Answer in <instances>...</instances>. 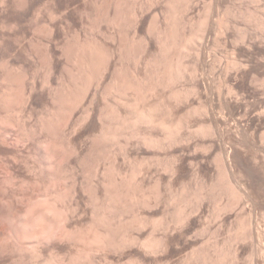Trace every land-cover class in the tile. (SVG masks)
Listing matches in <instances>:
<instances>
[{"label":"rangeland","instance_id":"obj_1","mask_svg":"<svg viewBox=\"0 0 264 264\" xmlns=\"http://www.w3.org/2000/svg\"><path fill=\"white\" fill-rule=\"evenodd\" d=\"M182 1L184 3V0H0V152L6 155L11 165L15 164L11 167L19 179L25 176L33 182L31 188H27L29 184H20L23 189L34 191L36 195L40 192L53 194L54 188L63 192L66 190L63 186L69 184L68 195L73 193L74 188L79 191L82 209L73 222L76 223L78 219L79 223L82 219L87 223L92 221L96 192L93 191L94 186L88 184L95 163L85 156L89 143L101 135L100 130L104 126L105 131L117 136L121 144L118 146H122H116V166L120 173L119 216L122 215V224L118 228L119 254L108 250L109 259L125 264L126 259L133 255L138 258L137 264H207L208 261V264H264V118L260 117L264 111V50L251 51L241 39L242 33L249 28L251 31H264V0H195L192 9L189 8L190 12H184L180 7L174 16L176 26L173 30L178 45L186 46L180 62L175 54L176 49L171 46L174 42L170 41L173 43L169 45L166 32L172 28L169 26L172 17L169 8L173 5L170 4L176 2L178 5L180 2V6ZM210 3H215L212 4L213 9H209ZM207 11L211 16L210 23L214 25L211 26L210 36L207 35L200 47L196 31L204 25ZM117 13H121V20ZM136 13L140 15L138 26H135ZM188 21L192 22L184 33V25ZM136 31L138 35H135ZM180 35L187 36V40L183 37L184 42ZM198 48H204L201 54ZM99 56L103 57L100 59ZM235 61L240 64L239 69L234 66ZM168 62L169 65L174 62L175 69L180 65L179 68H184L186 75L180 79L175 77L173 71L166 69L169 68ZM195 66L199 67L198 75L192 74L191 67L194 69ZM97 74L102 75L101 78ZM229 89L236 93L233 92L227 102L221 103L219 94L223 92L225 96ZM141 93L145 96H142L143 99ZM145 106L151 107L154 117L158 116L155 117L158 121L154 123V120L153 125L137 119L139 107L142 109ZM162 120L164 124L167 123V128L160 125ZM211 123L217 128L216 135L204 133V127ZM160 126L169 130H163ZM7 134L10 138L6 137ZM3 136L6 137L4 141ZM5 141L10 144L3 143ZM126 144L129 145L126 149L128 152L125 150ZM226 149L228 155L222 154ZM106 150V155L101 158L100 175L103 183L109 185L111 159ZM65 154H69V157ZM12 156H16V162ZM84 158H88L87 161ZM224 163L232 180L237 182V185L234 182L237 190L244 194L240 202V194L236 195L237 199L235 195L233 197L239 192L230 191L233 186L226 180ZM39 165H43V170ZM86 174L91 175L86 177ZM73 183L77 185L74 188L71 187L75 186ZM126 185L131 186L134 195L131 232L136 241L132 246L125 241V237L131 233L128 232V215L124 206ZM235 200L239 203H235ZM105 221L107 224L108 220ZM107 225L106 228L112 227L111 224V227ZM143 241L154 246L153 251L149 246L144 247ZM158 244L159 248L156 247ZM68 256L63 258L65 264L78 263ZM104 257L100 260H104ZM105 258L108 260V257ZM28 262L25 260L24 263L32 264ZM103 262L106 264L105 260Z\"/></svg>","mask_w":264,"mask_h":264},{"label":"bare ground","instance_id":"obj_2","mask_svg":"<svg viewBox=\"0 0 264 264\" xmlns=\"http://www.w3.org/2000/svg\"><path fill=\"white\" fill-rule=\"evenodd\" d=\"M177 1V0H176ZM193 1H195V0H184V3H183V1L181 2V5L180 6H178L179 4H180V2H179V4L178 5H176L175 3L176 2H173L172 4H170V2H169V4L172 6L171 8H169V7H167V8H169V9H171L170 11H171V14H172V17L170 18L168 15V18H170L169 19V22H170V24H169V26L171 25V29H169V32L167 31L166 32V34H167V39H168V42H170V41H173L174 42V45H171L172 43L170 42L169 43V45H171L172 47H174L173 49L175 50L176 49V55L179 57L178 59L180 60V56L183 54V49L186 47L185 45H183V46H181L180 45V43H179V45L181 46V48H180V46L178 45V41L176 42L175 41V32L173 31L174 30V28H175V26H176V24H175V20L176 19H174L175 17V13H176V11L180 8V7H182L184 10V12L186 11H188V12H190L189 10L190 9H192L191 8V5L193 4ZM213 1V0H212ZM211 1V2H212ZM218 1V0H217ZM248 1V0H247ZM255 1V0H254ZM172 2V1H171ZM196 2V1H195ZM205 2V1H204ZM215 2H216V0H215ZM219 2V1H218ZM223 2V1H222ZM250 2V1H249ZM252 2V1H251ZM264 2V1H263ZM183 3V4H182ZM227 3V2H226ZM168 4V5H169ZM212 4H215V3H212ZM211 3H210V6H209V9H210V7H211V9H213V6L214 5H212ZM259 4V3H258ZM257 4V5H258ZM198 5V4H197ZM177 6H178V8H177ZM260 6H258L257 8H259ZM262 7V6H261ZM132 8H134V7H132ZM190 8V9H189ZM195 8V7H194ZM215 8V7H214ZM216 9V8H215ZM228 9V8H227ZM262 9V8H261ZM133 10V9H132ZM142 10V9H141ZM180 10V9H179ZM205 10V9H204ZM169 11V10H168ZM208 11H210V10H208ZM208 11H207V13H208ZM213 11V10H212ZM215 11V10H214ZM251 11V10H250ZM255 11V10H254ZM118 12V11H117ZM120 12V11H119ZM145 12V11H144ZM204 12V11H203ZM239 12V11H238ZM260 12V11H259ZM178 13V12H177ZM183 13V12H182ZM219 13V12H218ZM231 13H233V12H231ZM242 13V12H241ZM244 13V12H243ZM246 14H247V12H245ZM244 13V14H245ZM248 13H250L249 11H248ZM118 14V13H117ZM121 14V13H120ZM120 14H118L119 15V19L121 20V17L122 16H120ZM168 14V13H167ZM179 14H181V13H179ZM183 14H185V13H183ZM193 14H194V12H193ZM234 14V13H233ZM238 14V13H237ZM240 14V13H239ZM118 15H116L117 17H118ZM133 15V14H132ZM143 15V14H142ZM177 15V14H176ZM202 15V14H201ZM223 15V14H222ZM222 15H220V16H222ZM232 15V14H231ZM256 15V14H255ZM254 15V16H255ZM258 15V14H257ZM256 15V16H257ZM115 16V17H116ZM139 16L140 15H138L137 13L135 14V21H136V24H135V26L137 25H139ZM154 16H156V14L154 15ZM180 16V15H179ZM195 16V15H194ZM210 15H209V13L206 15V19L203 21V23H204V25H202V28L199 30V31H196V32H198V35H196V36H198L197 37V39H198V42L200 43L199 44V46L200 47H202V45H203V42H204V39L206 38L207 39V35H209L211 32H212V24L210 23V17H209ZM224 16H225V14H224ZM236 16V15H235ZM249 16H250V14H249ZM253 16V17H254ZM177 17V16H176ZM189 17H190V15H189ZM193 17V16H192ZM191 17V18H192ZM203 17V16H202ZM218 17V16H217ZM234 17V16H233ZM133 18V17H132ZM190 18V19H191ZM196 18V17H195ZM201 18V17H200ZM216 18V17H215ZM214 18V19H215ZM239 18V17H238ZM237 18V19H238ZM248 18V17H247ZM251 18H252V16H251ZM257 18V17H256ZM106 19H107V16H106ZM109 19V18H108ZM119 19L117 18V20L119 21ZM202 19V18H201ZM212 19V18H211ZM246 19V18H245ZM250 19V18H249ZM115 20V22H116V18L114 19ZM133 20V19H132ZM182 20V19H181ZM180 20V21H181ZM220 20V19H219ZM228 20V19H227ZM226 20V21H227ZM251 20V19H250ZM249 20V21H250ZM258 20V19H257ZM113 21V20H112ZM222 21V20H221ZM225 21V20H224ZM229 21V20H228ZM233 21V20H232ZM241 21H242V19H241ZM246 21H248V20H246ZM245 21V22H246ZM252 21V20H251ZM250 21V22H251ZM264 21V20H263ZM262 21V22H263ZM109 22H110V20H109ZM190 22H192V21H188L185 25H184V33H185V30H186V28H187V26H188V24H190ZM244 22V23H245ZM180 23V22H179ZM184 23V22H183ZM215 23V22H214ZM239 23V22H238ZM244 23L242 24V25H244ZM248 23V22H247ZM252 23H254V22H252ZM255 23H257V22H255ZM181 24V23H180ZM194 24V23H193ZM219 24V23H218ZM227 24V23H226ZM251 24V23H250ZM258 24H259V22H258ZM264 24V23H263ZM201 25V24H200ZM214 25V24H213ZM225 25V24H224ZM240 25V24H239ZM248 25V24H247ZM255 25V24H254ZM180 25L178 24V27H179ZM182 26V25H181ZM199 26V25H198ZM232 26V25H231ZM234 26V25H233ZM249 26V25H248ZM264 26V25H263ZM215 27V26H214ZM238 27V26H237ZM163 28V27H162ZM200 28V27H199ZM233 28V27H232ZM256 28H257V26H256ZM255 28V29H256ZM138 29V28H137ZM157 29V28H156ZM155 29V30H156ZM180 29V28H179ZM226 29V28H225ZM235 29V28H234ZM238 29H239V27H238ZM250 29V28H249ZM249 29L247 30V31H245V32H243L242 33V31H241V33H242V35H241V39H242V41H244V43L246 42L248 45H249V47H247L246 45V47L247 48H249L251 51L252 50H254V51H257V52H262L263 50H264V31H256V30H252L251 31V29H250V31H249ZM158 30V29H157ZM192 29H190V31H191ZM230 30V29H229ZM228 30V31H229ZM231 30H233V29H231ZM162 31V30H161ZM160 31V32H161ZM166 31V30H165ZM179 31H181V30H179ZM189 31V30H188ZM237 31V30H236ZM163 32H164V30H163ZM200 32V33H199ZM239 32V31H238ZM136 33H137V31H136ZM135 33V35H138V33L136 34ZM177 33V32H176ZM183 33V34H184ZM193 33H195V32H193ZM218 33V32H217ZM220 33V32H219ZM144 34V33H143ZM161 34V33H160ZM181 35H183L182 33H180ZM231 34V33H230ZM113 35V34H112ZM177 35V34H176ZM181 35H180V37H181ZM188 35V34H187ZM194 35V34H193ZM217 35V34H216ZM224 35V34H223ZM222 35V36H223ZM227 35V34H226ZM140 36V35H139ZM143 36V35H142ZM141 36V37H142ZM159 36V35H158ZM161 36V35H160ZM189 36V35H188ZM210 36V35H209ZM214 36V35H213ZM219 36H221V35H219ZM235 36V35H234ZM240 36V35H239ZM134 37V36H133ZM145 37V36H144ZM163 37H165V35H163ZM183 37H185V35L183 36ZM183 37H181V39L183 38ZM187 37V36H186ZM185 37V39L187 40V38ZM224 37V36H223ZM232 37V36H231ZM137 38V37H136ZM143 38V37H142ZM159 38V37H158ZM157 38V39H158ZM175 38V39H174ZM190 38V37H189ZM195 37H193L192 39H194ZM229 38V37H228ZM117 39V38H116ZM160 39H162V38H160ZM164 39V38H163ZM162 39V40H163ZM178 39V38H177ZM180 39V38H179ZM178 39V40H179ZM191 39V38H190ZM239 39V38H238ZM134 40H135V38H134ZM161 40V41H162ZM183 40V39H182ZM189 40V39H188ZM194 40H196V38L194 39ZM227 40V39H226ZM144 41V40H143ZM181 41V40H180ZM184 42H185V40H183ZM182 41V42H183ZM193 41V40H192ZM235 41V40H234ZM237 41V40H236ZM235 41V42H236ZM145 42V41H144ZM165 42L166 43H168L167 42V40H165ZM164 42V44L166 45V47L168 46L166 43ZM183 42V43H184ZM194 42V41H193ZM192 42V43H193ZM206 42V41H205ZM209 42V41H208ZM240 42V41H239ZM114 43H116V42H114ZM121 43V42H120ZM182 43V44H183ZM186 43L188 44V42L186 41ZM191 43V42H190ZM238 43V42H237ZM237 43H236V45H237ZM146 44V43H145ZM241 44V43H240ZM196 45H198V43L196 44ZM195 45V46H196ZM238 45H239V43H238ZM147 46V45H146ZM170 46V47H171ZM160 47V46H159ZM169 47V46H168ZM167 47V48H168ZM169 47V48H170ZM172 47H171V51H173L172 50ZM190 47V46H189ZM198 47V46H197ZM235 47V46H234ZM236 47H238V46H236ZM145 48V47H144ZM162 48V47H161ZM194 48V47H193ZM192 48V49H193ZM241 48V47H240ZM149 49V48H148ZM165 49V48H164ZM199 49V52H200V54H201V50L202 49H204V48H198ZM142 50H144L143 48H142ZM147 50V49H146ZM169 50V49H168ZM188 50V49H187ZM190 50V49H189ZM235 50V49H234ZM93 51V50H92ZM198 51V50H197ZM204 51V50H203ZM162 52V51H161ZM185 52V51H184ZM188 52V51H187ZM240 52V51H239ZM93 53H95V52H93ZM165 53V52H164ZM167 53V52H166ZM255 53V52H254ZM163 54V53H162ZM161 53H160V55H162ZM168 54V53H167ZM170 54V53H169ZM174 54V55H175ZM185 54V53H184ZM196 54V53H195ZM200 54H196L197 56H200ZM238 54V53H237ZM249 54V53H248ZM88 55V54H87ZM99 55V54H98ZM141 55V54H140ZM175 55V56H176ZM250 55V54H249ZM263 55V54H262ZM93 57H94V54L92 55ZM95 56H97V54H95ZM100 56H101V54H100ZM100 56H99V58H100ZM104 56V55H103ZM102 56V57H103ZM144 56V55H143ZM163 56H168V55H163ZM183 56H185V55H183ZM187 56V55H186ZM210 56V55H209ZM252 56V55H251ZM250 56V57H251ZM88 57V56H87ZM101 57V58H102ZM105 57V56H104ZM113 57H115L114 55H113ZM112 57V58H113ZM188 57V56H187ZM195 57V56H194ZM217 57V56H216ZM99 58H98V60H99ZM100 58V59H101ZM106 58V57H105ZM163 58V57H162ZM161 58V59H162ZM185 58V57H184ZM190 57H188V59H189ZM192 58V57H191ZM197 58V57H196ZM236 58V57H235ZM96 59V58H95ZM111 59V58H110ZM119 59V58H118ZM141 59V58H140ZM144 59V58H143ZM163 59H165V58H163ZM206 59H207V57H206ZM214 59H215V57H214ZM237 59V58H236ZM93 60V59H92ZM97 60V59H96ZM167 59H165V61H166ZM169 60H171V59H169ZM174 60V59H173ZM194 60V59H193ZM199 60V59H198ZM88 61H90L89 59H88ZM94 61V60H93ZM99 61H101V60H99ZM176 61V60H175ZM178 61V60H177ZM191 61V60H190ZM202 61V60H201ZM105 62V61H104ZM164 62V61H163ZM180 62H181V60H180ZM198 62V61H197ZM206 62V61H205ZM218 62V61H217ZM230 62V61H229ZM155 63V62H154ZM153 63V64H154ZM232 63H233V61H232ZM232 63H230V64H232ZM87 64V63H86ZM90 64H91V62H90ZM95 64V63H94ZM153 64H151V66L153 65ZM159 64V63H158ZM173 65H174V62L172 63ZM177 64V63H176ZM179 64V63H178ZM182 64V63H181ZM183 64H185V63H183ZM199 63H197L196 65H198ZM220 64V63H219ZM234 66H237V69H239L238 68V66H240V64L238 63V61H235L234 62ZM243 64V63H242ZM168 65H169V62H168ZM167 65V66H168ZM173 65H169V68H166V69H169V70H171V71H173V73L175 74V77H177V78H182V77H184V74H185V70L183 71V69L182 68H179V67H181L180 65H179V67H177L176 69L174 68L175 66H173ZM192 65V64H191ZM213 65V64H212ZM211 65V66H212ZM217 65V64H216ZM89 66V65H88ZM110 66V65H109ZM155 66H156V64H155ZM162 66V65H161ZM177 66V65H176ZM187 66H189V65H187ZM186 66V67H187ZM193 66V65H192ZM205 66V65H204ZM208 66V65H207ZM221 66V65H220ZM248 66V65H247ZM92 67V66H91ZM163 67V66H162ZM165 67V66H164ZM185 67V68H186ZM213 67H215V66H213ZM212 67V68H213ZM228 67V66H227ZM89 68V67H88ZM104 68V67H103ZM154 68V67H153ZM161 68V67H160ZM159 68V69H160ZM192 68V70H193V73L192 74H197V72H198V68H197V66H195L194 67V69H193V67H191ZM226 68V67H225ZM246 68V67H245ZM152 69V68H151ZM156 69V68H155ZM166 69L164 70V72L166 71ZM188 69H189V67H188ZM187 69V70H188ZM203 69V68H202ZM216 69V68H215ZM214 69V70H215ZM220 68H218V70H219ZM243 69V68H242ZM93 70V69H92ZM102 69H100V71H101ZM163 70V69H162ZM156 71V70H155ZM200 71V70H199ZM216 71V70H215ZM231 72H232V70H230ZM88 72V71H87ZM86 72V73H87ZM102 72V71H101ZM169 72V71H168ZM189 72V71H188ZM187 72V73H188ZM91 73V72H90ZM89 73V74H90ZM105 73V72H104ZM163 73V72H162ZM166 73V72H165ZM200 73H201V71H200ZM222 73V72H221ZM224 73V72H223ZM239 73V72H238ZM102 74V73H101ZM189 74H191V73H189ZM242 74V73H241ZM244 74V73H243ZM88 75V74H87ZM98 75V74H97ZM159 75H160V71H159ZM170 75L172 76V74L170 73ZM186 75V74H185ZM198 75V74H197ZM204 75V74H203ZM95 76V75H94ZM99 76V75H98ZM100 76H102V75H100ZM99 76V77H100ZM153 76V75H152ZM164 76V75H163ZM165 76H166V74H165ZM164 76V77H165ZM192 76H194V75H192ZM90 77V76H89ZM93 77V76H92ZM155 77V76H154ZM169 77V76H168ZM195 77H196V75H195ZM101 78V77H100ZM103 78V77H102ZM158 78H160L159 76H158ZM166 78V77H165ZM164 78V79H165ZM176 78V79H177ZM187 78V77H186ZM199 78V77H198ZM227 78V77H226ZM90 79V78H89ZM88 79V80H89ZM175 79V80H176ZM185 79V78H184ZM188 79V78H187ZM195 79V78H194ZM202 79V78H201ZM93 80H94V78H93ZM119 80V79H118ZM123 80V79H122ZM153 80H154V78H153ZM159 80V79H158ZM174 80V79H173ZM192 80H193V78H192ZM227 80V79H226ZM90 81V80H89ZM156 81V80H155ZM160 81V80H159ZM172 81V80H171ZM177 81V80H176ZM176 81L174 82V83H176ZM179 81V80H178ZM194 81V80H193ZM258 81V80H257ZM153 82V81H152ZM161 82V81H160ZM173 82V81H172ZM259 82V81H258ZM261 82V81H260ZM116 83V82H115ZM156 83V82H155ZM263 83V82H262ZM91 84V83H90ZM126 84V83H125ZM136 84H137V82H136ZM139 84V83H138ZM165 84V83H164ZM191 84V83H190ZM256 84V83H255ZM264 84V83H263ZM121 85H123V84H121ZM130 85V84H129ZM128 84H127V86H129ZM141 85H142V83H141ZM200 85V84H199ZM254 85V84H253ZM89 86H91V85H89ZM119 86V85H118ZM131 86H132V84H131ZM151 86H153V85H151ZM162 86V85H161ZM191 86V85H190ZM264 86V85H263ZM116 87V86H115ZM119 87H121V86H119ZM118 87V88H119ZM124 87V86H123ZM126 87V86H125ZM124 87V88H125ZM135 87H137V86H134V88ZM140 87H142V86H140ZM155 88H154V90L156 89V86H154ZM157 87H158V85H157ZM228 87V86H227ZM230 87V86H229ZM234 87V86H233ZM128 88V87H127ZM131 88V87H130ZM195 88V87H194ZM231 88V87H230ZM90 89V88H89ZM120 89H123V88H120ZM255 89H256V87H255ZM260 89V88H259ZM258 89V90H259ZM115 90V89H114ZM118 90V89H117ZM133 90V89H132ZM137 90V89H136ZM136 90H134V91H136ZM142 90V89H141ZM151 90V89H150ZM191 90V89H190ZM189 90V91H190ZM197 90H199V89H196V91ZM233 90H234V88H233ZM233 90H231V89H229L228 90V92H227V94L224 96L222 93H220L219 94V101L222 103V101H228V97L230 96V95H232V93L233 92H235V91H233ZM122 91V90H121ZM180 91V90H179ZM183 91V90H182ZM195 91V90H194ZM195 91V92H196ZM223 91V90H222ZM125 92V91H124ZM139 92H142V91H140L139 90ZM138 92V93H139ZM177 92H178V90H177ZM186 92H187V90H186ZM194 92V93H195ZM116 93H119V92H116ZM135 93H137V91L135 92ZM185 93V92H184ZM190 93V92H189ZM193 93V92H192ZM198 93V92H197ZM219 93V92H218ZM236 93V92H235ZM122 94V93H121ZM142 94V93H141ZM178 94V93H177ZM119 95V94H118ZM140 95V94H139ZM180 95H183V94H180ZM142 96H144L143 94L141 95V98H142ZM234 96V95H233ZM137 97V96H136ZM145 97V96H144ZM179 97V96H178ZM237 97V96H236ZM260 97V96H259ZM138 98V97H137ZM234 98V97H233ZM143 99V98H142ZM141 99V100H142ZM236 101V100H235ZM238 102V101H237ZM236 103V102H235ZM239 103H240V101H239ZM242 103V102H241ZM141 104V103H140ZM148 105V104H147ZM146 105V106H147ZM223 105V104H222ZM136 106V105H135ZM139 106V105H138ZM146 106H145V108L143 107H141L142 109H140V107H139V109H138V112H137V119H138V121L140 120V121H142L144 124L146 123H152L154 120H155V122L154 123H156V121H158V120H156L155 119V117H158V116H155L154 117V115H155V113H154V115H153V110H151V107H150V109L147 107L146 108ZM221 106V105H220ZM224 106H226V105H224ZM137 107V106H136ZM232 108V107H231ZM134 109H135V107H134ZM221 109V108H220ZM228 110H230L229 108H228ZM135 111H137V110H135ZM221 111H222V109H221ZM233 111V110H232ZM87 112V111H86ZM208 113V112H207ZM206 113V114H207ZM222 113V112H221ZM232 113V112H231ZM230 113V114H231ZM136 114V113H135ZM157 114V113H156ZM210 114V113H209ZM258 114V113H257ZM260 114V113H259ZM168 115H170V114H168ZM211 115V114H210ZM235 115V114H234ZM255 115V114H254ZM220 116V115H219ZM236 116V115H235ZM247 116V115H246ZM136 117V116H135ZM210 117V116H209ZM214 117V116H213ZM212 117V118H213ZM232 117V116H231ZM258 117V116H257ZM260 117H262V118H264V111L263 112H261V114H260ZM226 118V117H225ZM240 118V117H239ZM245 118V117H244ZM153 119V120H152ZM220 119V118H219ZM248 119V118H247ZM211 120V119H210ZM246 120V119H245ZM126 121V120H125ZM125 121H124V123H125ZM163 121V120H162ZM161 121V122H162ZM222 121V120H221ZM257 121V120H256ZM259 121V120H258ZM76 122V121H75ZM121 122V121H120ZM119 122V124H121ZM136 122H137V120H136ZM164 122L165 121H163V123L161 124L160 123V125H162V126H166V128H167V126L168 125H165V124H167V123H165L164 124ZM213 122H215V121H213ZM74 123V122H73ZM80 123V122H79ZM138 123V122H137ZM207 123V122H206ZM221 123V122H220ZM223 123V122H222ZM246 123V122H245ZM260 123V122H259ZM70 124V123H69ZM143 124V125H144ZM148 124V125H149ZM169 124V123H168ZM171 124H172V122H171ZM178 124V123H177ZM217 124V123H216ZM248 124V123H247ZM81 125V124H80ZM125 125V124H124ZM152 125H153V123H152ZM156 125V124H155ZM157 125H159V122H158V124ZM206 125V124H205ZM208 125V124H207ZM76 126V125H75ZM78 126V125H77ZM83 126V125H82ZM128 126V125H127ZM145 126V125H144ZM182 126V125H181ZM202 126V125H201ZM200 126V127H201ZM218 126V125H217ZM224 126V125H223ZM235 126V125H234ZM241 126V125H240ZM65 127H67V124H66V126ZM70 127V126H69ZM152 127V126H151ZM156 127V126H155ZM161 127V126H160ZM159 127V128H160ZM171 127V126H170ZM180 127V126H179ZM122 128V127H121ZM161 128H163V127H161ZM165 128V127H164ZM164 128H163V130H164ZM165 128V130H169V129H166ZM182 128V127H181ZM219 128V127H218ZM221 128V127H220ZM230 128V127H229ZM240 128V127H239ZM73 129H74V127H73ZM78 129V128H77ZM76 129V130H77ZM105 128H104V126L101 128V130L100 131H102V132H100V136L99 137H95V138H93L92 140H91V142L89 143L90 144V146H89V151L88 152H86V156L85 157H87L88 156V158L90 157V159L92 158V160L94 161H92V163H95V165L93 164L92 165V167L94 166V173H92L93 175L89 178V182H88V184L89 183H91V185L92 186H94V188H95V190H93V191H95L96 193V201H95V205L93 206V210H92V221L91 222H88L87 221V223L85 222V220L83 221L82 219H81V221L79 222V223H77V221H78V219H77V221H76V223H74L73 222V220H74V217H75V215H77V213H79V211L82 209L81 208V194L79 193V191H77L74 187H76L77 185H75L74 183V185L75 186H71L72 188H74V190H73V193L71 192V194H67V192H69V187L68 186H70L69 184H66V186H63L64 188L66 187V190L65 191H63V192H61L58 188H57V190H59V191H56V188H54L55 189V191H53L52 193L53 194H44V193H41L40 192V194H35V193H33L31 190H29V189H23L21 186H20V184H22V183H24L23 185L25 186V183L26 184H29L28 186L29 187H27V188H31V186L32 185H30V184H33V182L31 181V179L29 180V178L28 179H26V177L24 176V178L23 179H19V177H17V174L14 172V168H12L13 167V165H15L14 163H13V165H11L12 163H10L9 162V160H7L6 159V155H3L4 153H1L0 154V264H23L24 262H25V260H28L29 262H32V264H65V260L63 259V258H65V257H67L68 255L67 254H69V256H71V257H73V260H74V262H78V263H73V264H90V263H92V262H94L95 264H100V263H102V264H104V260H105V263L107 264V261H109L108 263H110V264H120L119 262H117L116 263V261H115V259H109V256H107V254L108 253H110L111 251L110 250H112V252H115V254H117L118 252H117V250H119L118 249V243H119V241H118V238H119V236H118V228H119V226H121L120 224H122V223H120V218H121V216H119V211H121L119 208V194H120V191H119V188H120V186H119V182H120V180H118V175L120 174H118V167L116 166L117 164V153H116V146H118V145H121L120 144V142H119V139H117L116 137H115V135L114 134H112V133H110V131L109 132H107V130L105 131L104 130ZM119 129H120V126H119ZM174 128H172L171 130H173ZM175 129H176V125H175ZM174 129V130H175ZM201 130L203 129V126H202V128H200ZM215 129H217V128H215V125L214 124H210V125H208V126H206V127H204V133L206 132V135H207V132H208V135H209V133H211V134H214V135H216L215 134V132H216V130ZM61 130H62V127H61ZM75 130V129H74ZM109 130H111V128L109 129ZM151 130V129H150ZM173 130V131H174ZM178 130V129H177ZM182 130H183V128H182ZM176 131V130H175ZM62 132H65V131H63L62 130ZM112 132V131H111ZM172 132V131H171ZM178 132V131H177ZM182 132V131H181ZM220 132V131H219ZM116 133H118V132H116ZM170 133V132H169ZM191 133V132H190ZM194 133V132H193ZM192 133V134H193ZM202 133V132H201ZM200 133V131H199V134H201ZM121 134V133H120ZM119 134V135H120ZM171 134V133H170ZM174 134V133H173ZM178 134H179V132H178ZM177 134V136H179ZM191 134V135H192ZM197 134V133H196ZM203 134V133H202ZM226 134V133H225ZM1 135V134H0ZM117 135V134H116ZM122 135V134H121ZM198 135V134H197ZM204 135V134H203ZM202 135V136H203ZM213 135V136H214ZM172 136V135H171ZM174 136V135H173ZM176 136V135H175ZM174 136V137H175ZM176 136V137H177ZM181 136V135H180ZM190 136V135H189ZM199 136V135H198ZM6 137H9L8 136V134L6 135ZM5 137V138H6ZM119 137V136H118ZM121 137V136H120ZM150 137V136H149ZM151 137H153V136H151ZM150 137V138H151ZM168 137H169V135H168ZM184 137V136H183ZM206 137V136H205ZM204 137V138H205ZM215 137H217V136H215ZM4 138V136L2 137V139ZM4 138V139H5ZM10 138V137H9ZM12 138V137H11ZM14 138V137H13ZM148 138V137H147ZM172 138V137H171ZM180 138V137H179ZM187 138V137H186ZM222 138H223V136H222ZM4 139H3V141H4ZM8 139V138H7ZM15 139V138H14ZM154 139V138H153ZM177 139V138H176ZM6 140V139H5ZM129 140V139H128ZM128 140L126 141V142H128ZM155 141H157L156 139H154ZM160 140V139H159ZM222 140V139H221ZM1 141V140H0ZM155 141L153 142V141H151V142H153V143H155ZM10 142H11V140H10ZM13 142H18V141H13ZM3 143H6V141L5 142H3ZM20 143V142H19ZM7 144V143H6ZM10 144V143H9ZM9 144H7V145H9ZM14 144V143H13ZM128 144H130V141H129V143ZM128 144H126L125 145V147H123V150H124V148H125V150L129 147V145ZM161 144V143H160ZM263 144V143H262ZM2 145V144H1ZM131 145V144H130ZM152 145V144H151ZM12 146V145H11ZM15 146V145H14ZM17 146V145H16ZM15 146V147H16ZM19 147H20V145H18ZM123 146H124V144H123ZM156 146V145H155ZM118 147H120V146H118ZM120 148H122V146L120 147ZM14 149V148H13ZM104 149H107L106 151L108 152V157L111 159V165H109V166H111L110 167V170H109V168H108V171H110L111 172V174H112V176H110V181H109V185H107V184H104L103 183V181H102V177H101V175L100 174H102L101 173V170H100V164H101V158H102V156H104ZM5 150H6V148H5ZM12 150V149H11ZM102 150H103V152H102ZM8 151V150H7ZM47 151V150H46ZM49 151H50V149H49ZM2 152H5V151H2ZM12 152V151H11ZM78 152V151H77ZM126 152H128V150H126ZM223 153L222 154H226V155H228L227 154V152H228V150L226 149L225 151H222ZM230 152V151H229ZM15 153V152H14ZM13 153V154H14ZM48 153V152H47ZM67 153V152H66ZM70 153V152H69ZM102 153H103V155H102ZM130 153V152H129ZM7 154V153H6ZM16 154V153H15ZM46 154V153H45ZM224 154V155H225ZM8 155V154H7ZM19 155V154H18ZM38 155V154H37ZM47 155V154H46ZM66 156H67V154H65ZM106 155V154H105ZM126 155V154H125ZM131 155V154H130ZM5 156V157H4ZM11 156V155H10ZM45 156V155H44ZM49 156V155H48ZM65 156V157H66ZM72 156H74V155H72ZM79 156V155H78ZM15 157V162L17 161L16 160V156H14ZM13 156H12V158H14ZM51 157V156H50ZM67 157H69V154H68V156ZM129 157V156H128ZM8 159H9V157H7ZM44 158H46V157H44ZM63 158V157H62ZM61 158V159H62ZM72 158V157H71ZM70 158V159H71ZM81 158V157H80ZM83 158V157H82ZM88 158H84L86 161H87V159ZM18 159V158H17ZM47 159V158H46ZM48 159H49V157H48ZM55 159V158H54ZM63 159H65V158H63ZM77 159H79V158H77ZM105 159V158H104ZM10 160H11V158H10ZM41 160H45V159H41ZM65 160H67V159H65ZM65 160H63V161H65ZM69 160V159H68ZM84 160V161H85ZM103 160V159H102ZM129 160V159H128ZM49 161V160H48ZM62 161V160H61ZM13 162H14V159H13ZM46 162V161H45ZM52 161H50V163H51ZM55 162V161H54ZM66 162V161H65ZM69 162V161H68ZM17 163H22L23 164V162H17ZM16 163V164H17ZM39 163V162H38ZM43 164H45L44 162H42ZM47 163V162H46ZM53 163V162H52ZM60 163V162H59ZM63 163V162H62ZM86 163V162H85ZM88 163V162H87ZM22 164H18V165H22ZM30 164H32V163H30ZM30 164H28V168H29V166H30ZM41 164V163H40ZM57 164V163H56ZM70 164V163H69ZM83 164V163H82ZM81 164V165H82ZM25 165V164H24ZM36 165V164H35ZM53 165V164H52ZM52 165H51V167H52ZM88 165V164H87ZM86 165V166H87ZM12 166V167H11ZM27 166V165H26ZM40 166V165H39ZM42 167H43V165H41ZM40 166V167H41ZM45 166L47 167V165L45 164ZM73 166V165H72ZM224 168L223 169H225L224 171V173L226 174V180L227 181H229V185H231V186H233V188H232V190H230V191H233L234 193H236V192H239L238 190H237V182H235V181H233L232 180V178H231V176H230V174H229V172L227 171V167H226V164L224 163ZM19 167V166H18ZM41 167V168H42ZM59 167V166H58ZM62 167V166H61ZM60 167V168H61ZM64 167V166H63ZM83 167V166H82ZM81 167V168H82ZM20 168V167H19ZM24 168V167H23ZM27 168V169H28ZM45 168V167H44ZM55 168V167H54ZM86 168V167H85ZM30 169V168H29ZM40 169V168H39ZM51 169V168H50ZM49 169V170H50ZM53 169V168H52ZM73 169V168H72ZM20 170V169H19ZM18 170V171H19ZM31 170V169H30ZM33 170V169H32ZM41 170V169H40ZM42 170H43V168H42ZM41 170V171H42ZM46 170V169H45ZM55 170V169H54ZM64 170V169H63ZM66 170V169H65ZM74 170V169H73ZM77 170V169H76ZM88 170H91V169H88ZM22 171V170H21ZM36 171H37V169H36ZM47 171V170H46ZM57 171V170H56ZM83 171H84V169H83ZM87 171V170H86ZM31 172V171H30ZM29 172V173H30ZM35 172V171H34ZM40 172V171H39ZM43 172V171H42ZM50 172V174H51V172H52V170L51 171H49ZM62 172V171H61ZM64 172V171H63ZM67 172V171H66ZM69 172V171H68ZM91 172H93V171H91ZM91 172H89V173H91ZM21 173V172H20ZM33 173V172H32ZM55 172H53V174H54ZM83 173H85V172H83ZM87 174H88V171L86 172ZM104 173V172H103ZM33 174H36V173H33ZM39 174V173H38ZM37 174V175H38ZM58 174H59V172H58ZM73 174V173H72ZM86 174V175H87ZM225 174H223V175H225ZM46 175H48V174H46ZM61 175V174H60ZM64 175V174H63ZM69 175V174H68ZM70 175H71V173H70ZM76 175H78V174H76ZM85 175V174H84ZM91 174H89V175H87L86 177H88V176H90ZM106 175H108L107 173H106ZM232 175V174H231ZM20 176V175H19ZM36 176V175H35ZM45 176V175H44ZM50 177V176H49ZM70 177V176H69ZM77 177V176H76ZM124 177V176H123ZM233 177H235V176H233ZM20 178H21V176H20ZM40 177H38V179H39ZM42 178V177H41ZM56 178V177H55ZM62 178V177H61ZM72 178V177H71ZM130 178V177H129ZM224 178H225V176H224ZM18 179H19V181H18ZM35 179V178H34ZM59 179V178H58ZM76 179V178H75ZM88 179V178H87ZM124 179V178H123ZM37 180V179H36ZM41 180V179H40ZM42 180H43V178H42ZM66 180H68V179H66ZM73 180V179H72ZM86 180V179H85ZM128 177H127V182H128ZM19 182L18 184L19 185H17L16 184V182ZM59 181H61L60 179H59ZM59 181H58V183H59ZM64 181V180H63ZM73 181H75V180H73ZM108 181V180H107ZM239 181V180H238ZM40 183L41 182H43V181H39ZM69 182V181H68ZM72 182V181H71ZM234 182H235V184L236 185H234ZM34 183H37V181H34ZM52 183V182H51ZM56 183V182H55ZM61 183V182H60ZM106 183V182H105ZM39 184V183H38ZM72 184V185H73ZM82 184V183H81ZM122 184V183H121ZM124 184H125V182H124ZM128 184V183H127ZM132 184V183H131ZM224 184H226V183H224ZM54 185H56V184H54ZM61 185V184H60ZM68 185V186H67ZM87 185V184H86ZM228 185V186H229ZM36 186V185H35ZM41 186V185H40ZM47 186V185H46ZM85 186V185H84ZM127 187L125 188V189H127V197H126V202H125V205L124 206H126V209H127V215H128V219H127V228H128V232H131L133 229V219H134V212H133V210H134V195H133V193L131 192V186H129V185H126ZM43 187V186H42ZM53 187H55V186H53ZM56 187H57V185H56ZM62 187V188H63ZM70 187V188H71ZM122 187V186H121ZM235 187V188H234ZM35 188V187H34ZM41 188V187H40ZM91 189H92V187H90ZM89 188V189H90ZM37 189H39V188H37ZM48 189V188H47ZM53 189V188H52ZM51 189V190H52ZM53 189V190H54ZM90 189V190H91ZM123 189V188H122ZM133 189V188H132ZM236 189V190H235ZM42 190H46V189H42ZM50 190V189H49ZM86 190V189H85ZM48 191V190H47ZM46 191V192H47ZM71 191V190H70ZM133 191V190H132ZM49 192V191H48ZM47 192V193H48ZM39 193V192H38ZM83 193V192H82ZM85 193V192H84ZM232 193V192H231ZM241 193V191L239 192V193H236V194H233V197H234V195L236 196V195H238V194H240ZM125 194V193H124ZM243 194V193H242ZM242 194H240L239 196V198H240V200H239V202L242 200L241 198H243L242 196L244 195H242ZM71 195V196H70ZM87 195V194H86ZM85 195V196H86ZM89 196H92V195H90L89 194ZM126 196V195H125ZM86 198V197H85ZM105 199H107V201L105 202ZM124 199V198H123ZM236 199H237V196H236ZM93 200H95V197H94V199ZM121 201H122V199H121ZM124 201H125V199H124ZM136 201V200H135ZM238 200H235L234 202L235 203H239V202H237ZM92 202V201H91ZM85 203V202H84ZM108 205H107V204ZM233 203V202H232ZM94 204V203H93ZM122 204H124V202H122ZM234 204V203H233ZM87 205H88V203H87ZM120 205H121V203H120ZM91 206H92V203H91ZM90 207V206H89ZM122 208V207H121ZM84 210H86V208L84 209ZM123 210H124V208H123ZM82 213H84V212H82ZM82 213H80L82 216H84ZM87 213V212H86ZM184 213H185V211H184ZM188 214H190L191 215V213H188ZM86 215V214H85ZM90 215V214H89ZM82 216H80V218L82 217ZM77 217V216H76ZM90 217V216H89ZM186 217H188V216H186ZM78 218V217H77ZM87 219V218H86ZM105 219L106 220H108V225L106 224V221H105ZM185 219V218H184ZM76 220V219H75ZM122 222V221H121ZM111 224V226H109ZM253 224V223H252ZM105 225H107V227L109 226V227H111L110 229L109 228H106V226ZM249 227V226H248ZM249 228H251V227H249ZM253 228V227H252ZM251 228V229H252ZM130 230V231H129ZM249 230V229H248ZM254 231V230H253ZM127 232V233H128ZM249 233H253V232H249ZM254 234V233H253ZM249 235V234H248ZM251 237H253V236H251ZM126 238V240L125 241H127V244L129 245V246H132L133 244H134V240L136 241V239H134L135 237H133V235H132V232L129 234V235H127V237H125ZM120 239V238H119ZM147 242V241H146ZM145 242L143 241V246L144 247H148L149 246V244H147V243H145ZM149 243V242H148ZM156 243V242H155ZM158 243V242H157ZM147 244V245H146ZM152 244V243H151ZM160 244V243H159ZM159 244L156 246L157 248H159L158 246H159ZM162 244V243H161ZM142 245V244H141ZM163 245V244H162ZM126 246V245H125ZM161 246V245H160ZM127 247V246H126ZM150 247V249H152V251H153V249L155 248L154 246H152V245H150L149 246ZM148 247V248H149ZM153 247V248H152ZM124 247H122V249H123ZM147 248V250L149 251V249ZM156 248V249H157ZM155 249V250H156ZM108 250L110 251V252H108ZM121 250V249H120ZM107 252V253H106ZM117 252V253H116ZM156 252V251H155ZM153 253V252H152ZM119 254V253H118ZM131 255V254H130ZM146 255V254H145ZM68 256V257H69ZM108 257V260H107V258H105V257ZM116 256V255H115ZM119 256V255H118ZM101 257H104V260H100V258ZM237 257V256H236ZM111 258V257H110ZM70 259V258H69ZM68 259V260H69ZM72 259V258H71ZM70 259V261H73V260H71ZM138 259V258H137ZM136 258H135V256H129L127 259H126V262H125V264H137L136 262L138 261ZM140 259V258H139ZM119 260V259H118ZM99 261H101V262H99ZM140 261V260H139ZM143 261V260H142ZM141 261V262H142ZM207 261V260H206ZM28 262V263H29ZM90 262V263H89ZM205 262V261H204ZM203 262V263H204ZM209 262V261H208ZM208 262H207V264H208ZM212 262V261H211ZM210 262V263H211ZM67 263H69V262H67ZM66 263V264H67ZM140 263V262H139ZM232 263H233V261H232ZM25 264V263H24ZM30 264V263H29ZM72 264V263H71ZM93 264V263H92ZM122 264H124V263H122ZM141 264V263H140ZM145 264V263H144Z\"/></svg>","mask_w":264,"mask_h":264}]
</instances>
